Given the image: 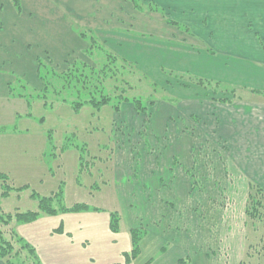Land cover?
<instances>
[{
  "label": "rangeland",
  "instance_id": "374dc122",
  "mask_svg": "<svg viewBox=\"0 0 264 264\" xmlns=\"http://www.w3.org/2000/svg\"><path fill=\"white\" fill-rule=\"evenodd\" d=\"M159 1L0 0V174L7 179L0 194L4 186L12 189L10 181L29 186L0 198V211L36 210L32 193L53 195L61 185L68 207L118 208L117 199H105L112 191L105 183L115 180V151L122 153V167L127 157L137 159L127 170L132 184L138 174L146 179L143 166L154 169V155L141 152L143 132L154 150L180 144L187 134L188 153L173 157L179 176L171 179L176 190L164 195L166 205L179 216L209 221L206 241L231 258L226 264H264V23L251 25L258 16L250 9L264 0H219V19L203 13L192 25L171 19ZM104 51L116 60L112 68L102 67L110 63ZM40 61L58 74L70 69L61 95L45 87ZM103 94L111 102L101 108L86 104L76 112L71 106L78 96ZM121 99L127 102L115 111ZM135 100L147 108L145 115ZM158 107L168 116L165 137L154 129ZM76 147L85 154L82 166ZM170 178L163 173V183ZM185 179L191 191L176 200ZM91 184L95 193L103 187L94 200ZM144 191L154 194L148 186ZM14 220L3 225V235L16 250Z\"/></svg>",
  "mask_w": 264,
  "mask_h": 264
},
{
  "label": "crops",
  "instance_id": "0c3cea01",
  "mask_svg": "<svg viewBox=\"0 0 264 264\" xmlns=\"http://www.w3.org/2000/svg\"><path fill=\"white\" fill-rule=\"evenodd\" d=\"M174 1L160 0L157 5L164 9L171 19L172 17L176 18L187 25L195 24V21L201 19L200 16L203 13L211 19L220 18L219 5H217L219 0ZM255 3L251 5L250 9L254 10V14L258 17L251 22V25L264 23V4L259 7ZM249 31L251 32L250 35L255 34L256 39L261 40V35L254 32V29L249 28ZM196 100L199 98L196 97ZM155 116L154 129L156 132L159 131L162 137H165L167 134L165 131L167 113L165 114L162 107L160 109L158 107ZM136 117L140 119L141 115H136ZM160 135L156 134V140H160ZM186 135H182L180 144L156 147L157 149L154 150L152 146L149 147L147 141L149 137L143 132L139 136L143 143L142 147H145L141 149V152L143 157L144 154H147L149 159L150 156L154 155V161H151L155 163L154 169L148 168L147 170V167L143 166L146 179L140 181L138 174L136 182L132 184L128 180L127 170L132 164L137 166V159L134 161L132 157L131 162H127L130 158L127 157L126 164L122 167L117 163V160L122 158V153L117 155L115 151L112 158L113 166H115H111L115 170V180L105 183L106 187L112 186V191L105 194V199L108 201L117 199L118 203L120 202L118 208L101 207L98 204H93V202L91 206L97 207L95 209L90 207L88 210L59 213L58 215L43 213L32 222L14 220L12 222L13 230L36 248L42 264H180L179 261L186 257L190 258V264H226V262L232 261L231 258L225 259L222 250L210 248L206 241L212 229L207 223L209 221L202 219L203 217L200 215L186 217L182 214L179 216L175 208L170 207L169 204L166 205L168 200L164 195L168 192L170 196H174L176 190V182L171 179L176 175L179 176L173 173V169H175L173 157L178 153H188ZM140 168L141 163L139 161L138 172ZM165 172L171 174L168 184L162 181ZM152 175H156L153 180L150 179ZM186 179L181 185V195L176 200L183 201L182 198L185 193L191 191L192 183L187 182ZM141 182H144L145 187L139 184ZM10 183L14 186L13 182L10 181ZM91 186L92 184L89 186V192L92 200H94L98 198L99 195L97 194H102L103 187L95 193L97 190H92ZM147 186L153 189L155 195L153 193L147 195L144 191ZM13 192L19 193V191L14 190L8 198ZM154 196L157 201L153 198ZM146 197L152 200L154 205L150 204L152 201H146ZM20 199L21 197H19ZM131 199H136L133 201L137 203L135 204ZM36 201L38 202V200ZM77 203L87 204L86 202ZM156 206L160 208L159 211H156ZM14 211L24 212L20 205L8 212ZM112 212H119L120 214V230L118 232L111 229ZM201 220H204V223ZM140 227L146 230L140 244V253L136 258L128 261L126 255L132 250L131 230ZM0 264L6 263L4 260H0Z\"/></svg>",
  "mask_w": 264,
  "mask_h": 264
},
{
  "label": "trees",
  "instance_id": "16d2710c",
  "mask_svg": "<svg viewBox=\"0 0 264 264\" xmlns=\"http://www.w3.org/2000/svg\"><path fill=\"white\" fill-rule=\"evenodd\" d=\"M17 6H19V3L17 2ZM20 9V8H19ZM170 24H176L172 20H168ZM95 44V43H94ZM93 44V45H94ZM96 45H94L95 48ZM104 49V47H102ZM101 47L100 50H103ZM93 50V49H92ZM92 50H89L88 52H92ZM94 51V50H93ZM107 51H104L106 54V57H108V63L105 64V66L113 67L112 62H115L114 56L108 55L109 53H106ZM103 53V54H104ZM91 54V53H90ZM89 54V55H90ZM212 54V53H211ZM92 55V54H91ZM90 55V56H91ZM219 58V57H217ZM111 60V61H110ZM234 60V59H233ZM246 67V66H245ZM70 71V69H68ZM68 72H64L62 74H58L53 69L49 67V65L45 64V62L40 61L39 63V76L41 80L46 84V88L48 89V86H52L55 89L56 94H62V90L66 89V83L69 81L72 76ZM57 80V81H56ZM62 82V83H61ZM79 92V91H78ZM91 99H82L80 96L77 97V99L73 102H71V106L74 109V111L79 112L83 106L86 104H90L95 108H101L103 105L109 104L111 99L108 95H101L98 99H96L94 96L90 97ZM64 102L65 98L63 99ZM127 102V100L121 99L120 104L116 105L115 111L120 110V106H122V102ZM47 104V101L45 102ZM133 105L138 113L146 114L147 108L143 107L141 102L139 100H135L133 102ZM1 130H3L1 128ZM69 143L64 144L63 147L60 148V150H65L69 148ZM53 148H56V146L52 142ZM71 147V145H70ZM78 148V149H77ZM77 150H79V157H80V166H82V162L84 160L85 154L82 149L79 147H76ZM0 178L3 179L0 181L7 180L6 176H4L2 173L0 174ZM6 184V182H5ZM7 185V184H6ZM63 186L61 185L58 189V191L49 196H41L38 193H32V198L35 200H38V209L37 210H28L24 212H16V213H6L3 211H0V260H4L6 264H42L36 248L30 244L28 241H26L23 237H21L15 230H12L11 233L13 237L17 238L18 249L15 250V244L12 241L5 240V237L3 235V225H8L11 223V221L15 218L16 220L20 222H32L36 220L41 214H48V215H58L59 213H66V212H79L90 209V207L85 203H77L70 207L66 206L64 202V191ZM5 187V191L0 194V198L6 197L9 195L11 190H17V191H23V189H28V185H23L20 187H14L12 186V189ZM92 209H95L92 207ZM111 229L114 232H118L120 230V214L117 212L111 213ZM146 234V230L143 227L132 229L131 230V236H132V250L129 254H127V260L131 261V259H134L139 255L140 253V244L141 241ZM26 253L24 257H22V254ZM30 258L29 260L27 258ZM32 259V260H31ZM190 258H182L179 263L180 264H190Z\"/></svg>",
  "mask_w": 264,
  "mask_h": 264
}]
</instances>
